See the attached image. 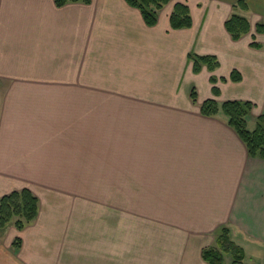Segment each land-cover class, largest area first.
I'll use <instances>...</instances> for the list:
<instances>
[{
  "label": "crops",
  "instance_id": "crops-1",
  "mask_svg": "<svg viewBox=\"0 0 264 264\" xmlns=\"http://www.w3.org/2000/svg\"><path fill=\"white\" fill-rule=\"evenodd\" d=\"M239 1L171 0L149 25L127 0H0V196L39 198L31 223L0 227V264H209L224 226L258 264L264 157L225 114L201 112L251 100L250 129L264 113V48L251 45L264 44V0ZM177 2L190 27L171 26ZM235 12L251 23L240 39ZM191 52L220 65L195 72Z\"/></svg>",
  "mask_w": 264,
  "mask_h": 264
},
{
  "label": "trees",
  "instance_id": "trees-1",
  "mask_svg": "<svg viewBox=\"0 0 264 264\" xmlns=\"http://www.w3.org/2000/svg\"><path fill=\"white\" fill-rule=\"evenodd\" d=\"M91 0H55L58 6L65 5L69 2H90ZM131 5L138 7L149 25H155L159 20V11L171 0H127ZM240 4L244 5V1L240 0ZM171 26L173 28L190 27L193 24L190 6L184 2H177L170 15ZM226 27L234 39H240L243 35L251 31V23L249 19L239 13H232L226 20ZM256 32L264 33V22L256 24ZM253 47L264 48V44L256 40L253 34ZM189 60L193 63L195 72L201 71L204 65L209 70L214 71L220 65V61L216 55L206 54L199 55L195 52L189 53ZM242 78L238 70H233L230 79L238 81ZM222 80L228 78L222 77ZM213 91L219 94L220 89L216 85L218 78L211 76ZM192 98L197 100V92L193 90ZM255 103L251 100L228 99L219 102L215 98L206 99L201 105V112L206 116H216L223 113L227 117L228 124L235 129L239 136L245 142L249 154L251 156L264 157V113L256 118L254 129L248 127V120ZM39 212V198L33 191L28 188L11 191L10 193L0 196V227L5 228L13 223L22 229L31 223ZM21 239L17 238L14 242L18 247ZM225 253H231L233 257L232 264H243L245 258V250L243 246L235 242L231 237L229 227H221L217 236V246L206 247L203 249V257L209 264H224Z\"/></svg>",
  "mask_w": 264,
  "mask_h": 264
},
{
  "label": "rangeland",
  "instance_id": "rangeland-1",
  "mask_svg": "<svg viewBox=\"0 0 264 264\" xmlns=\"http://www.w3.org/2000/svg\"><path fill=\"white\" fill-rule=\"evenodd\" d=\"M253 110L255 111L254 108H253ZM252 125L253 124L251 123V127H252ZM85 189H88V188L86 187ZM107 189H108V187H94V191H101L104 194L107 193ZM86 193H90V192H86ZM254 252H255V250H249V253H248L247 257H245L243 264H256L254 261H256L255 258L257 255H255V256L251 255V253L253 254ZM224 256H225V263L224 264H232V262H233L232 254L231 253H225ZM260 261H264V254H262V256L259 258L258 264Z\"/></svg>",
  "mask_w": 264,
  "mask_h": 264
}]
</instances>
